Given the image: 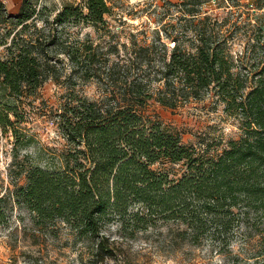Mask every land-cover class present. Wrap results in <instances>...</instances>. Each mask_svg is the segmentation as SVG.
Returning <instances> with one entry per match:
<instances>
[{
  "label": "trees",
  "instance_id": "trees-1",
  "mask_svg": "<svg viewBox=\"0 0 264 264\" xmlns=\"http://www.w3.org/2000/svg\"><path fill=\"white\" fill-rule=\"evenodd\" d=\"M113 1L68 2L51 16L35 0L9 14L0 0V133L20 141L27 99L59 79L65 59L68 80L96 78L103 89L94 99L79 94L77 82L66 86L57 116L67 147L57 163L27 168L12 195L38 230L68 233L96 264L116 256L107 228L117 223L135 237L174 221L193 243L230 240L244 225L264 240V0L169 2L179 14L156 26L150 42L134 38L102 52L101 42L71 29L103 33ZM206 100L243 130L214 154L212 144L187 145L146 112L151 101L177 109ZM5 199L0 224L9 219ZM259 256L264 264V248Z\"/></svg>",
  "mask_w": 264,
  "mask_h": 264
},
{
  "label": "rangeland",
  "instance_id": "rangeland-1",
  "mask_svg": "<svg viewBox=\"0 0 264 264\" xmlns=\"http://www.w3.org/2000/svg\"><path fill=\"white\" fill-rule=\"evenodd\" d=\"M7 12L16 14L23 0H3ZM49 7L51 16L65 3L82 0H35ZM179 0H114V14L108 16L109 27L103 33L92 26H77L74 35L102 44V52L110 45L132 39L150 42L152 30L161 22L175 20L178 9L169 2ZM247 1V0H243ZM222 14L223 10H216ZM238 49L242 47L238 44ZM124 48V47H123ZM2 47H0V50ZM107 54V53H106ZM115 55H102V62ZM68 61L59 63V79H48L27 99L21 110L18 124L20 141L11 133H0V196L6 197L8 220L0 224V264H96L84 245L69 239L61 231L59 236L38 230L23 205L12 195L17 184L26 182L25 170L31 165L50 166L58 162L59 155L67 147V140L60 132L57 113L68 91V84L77 82L79 94L97 99L101 96L102 83L96 78L68 80L71 68ZM77 80V81H76ZM147 114L159 120L171 130L180 132L187 145L206 147L212 144L210 154L221 151L230 138L243 134L238 120L228 115L223 106L213 108L210 100L193 102L173 109L151 101ZM158 166V165H156ZM174 173L182 172V165H170ZM183 226L169 221L131 237L130 231L123 233L120 225L111 224L107 233L115 243L117 254L102 264H256L258 254L264 248V240L257 234L256 227H236L230 240L216 242L211 238L193 243L182 234Z\"/></svg>",
  "mask_w": 264,
  "mask_h": 264
}]
</instances>
